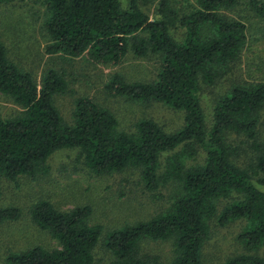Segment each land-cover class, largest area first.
Segmentation results:
<instances>
[{"label":"trees","instance_id":"16d2710c","mask_svg":"<svg viewBox=\"0 0 264 264\" xmlns=\"http://www.w3.org/2000/svg\"><path fill=\"white\" fill-rule=\"evenodd\" d=\"M14 1L0 0V6ZM43 28L48 54L78 57L88 54L99 63L120 64L131 51L137 56L160 54V69L152 81L129 82L119 73L105 85L110 96L130 101H157L184 112V126L166 132L156 121L142 118L133 131L120 128L117 117L89 97H78L67 122L55 104V96L67 89L59 71L44 72L41 84L20 68L8 54L0 37V93L20 108L13 117L0 113V195L3 178H37L49 172V157L64 148L79 149L85 165L97 175L130 167L141 170L146 187L177 185L170 206L155 216L128 223L106 234L104 244L113 254L111 264H152L141 253L146 240L172 241L169 264H203V251L216 219L225 225L239 219L244 226L238 235L244 253L226 264H264V189L232 156L235 148L227 133L245 135L256 153L255 168L264 174V136L259 126L264 110V79L236 82L221 95L213 110L208 131L200 98L202 83L213 84L228 75L247 41V25L223 13L239 0H196L185 12L160 0L159 19H152L130 0H43ZM251 10L264 17V2L247 0ZM180 22L185 37L177 41L170 26ZM206 152L203 164L189 166L198 147ZM173 151L162 169L161 154ZM264 186V178L261 179ZM234 199L219 210V201ZM90 205L60 210L46 199L30 209L32 220L50 233L57 246L36 245L10 252L8 264H91L103 226L92 224ZM22 210L0 207V224L18 220ZM156 264H162L154 260Z\"/></svg>","mask_w":264,"mask_h":264},{"label":"rangeland","instance_id":"374dc122","mask_svg":"<svg viewBox=\"0 0 264 264\" xmlns=\"http://www.w3.org/2000/svg\"><path fill=\"white\" fill-rule=\"evenodd\" d=\"M130 0H121L128 8ZM264 2V0H261ZM141 8L152 18L159 19L160 0H140ZM173 7L185 12L196 4V0H170ZM45 4L43 0L14 1L0 6V37L6 44L10 58L20 68L29 72L37 84H41L45 71L53 68L62 73L67 80L64 93L55 96V104L64 119L72 123V113L78 97H89L108 108L119 120L120 128L133 131L142 118L156 121L166 132L173 133L184 126L185 114L164 103L130 101L122 96H110L105 85L116 73L129 82L152 81L160 69L162 56L148 54L137 56L132 51L117 65L99 63L88 54L72 57L64 54L51 55L45 50L47 35L43 28ZM230 18L240 19L247 25L248 41L231 72L213 84L202 83L200 98L209 131L213 124V110L218 98L233 83L252 82L264 79V17L250 9L247 0H239L237 6L225 9ZM177 41L185 37V28L178 21L170 26ZM21 108L7 95L0 93V113L3 117H13ZM259 136H264V110L259 126ZM227 141L235 148L232 160L246 169L255 183L264 189L261 179L264 174L256 170V153L251 140L243 134L227 133ZM168 151L161 154L162 169ZM205 150L199 146L196 156L188 165L203 164ZM49 172L32 178L21 175L16 181L3 178L1 181L0 207L16 206L22 210L18 220L0 224V264H8L10 252L29 249L36 245L47 248L57 246V241L49 232L41 229L32 220L31 207L38 201H51L60 210L76 206L90 205L92 224L103 226L102 236L94 248V261L91 264H111L114 256L106 248V234L125 224L147 220L166 210L172 195L177 189L174 182L161 184L156 190H149L139 168L130 167L122 171L97 175L89 170L80 155L79 149L64 148L53 153L48 161ZM239 195L221 199V211ZM239 219L225 225L214 219L211 223V236L203 251V264H226L231 257L244 253L238 242V235L244 226ZM141 253L162 264L173 259L172 241L146 240L141 245ZM264 256V247L259 251Z\"/></svg>","mask_w":264,"mask_h":264}]
</instances>
